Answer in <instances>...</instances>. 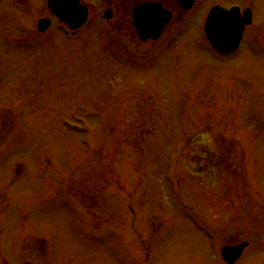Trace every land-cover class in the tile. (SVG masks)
Here are the masks:
<instances>
[{
  "label": "rangeland",
  "instance_id": "374dc122",
  "mask_svg": "<svg viewBox=\"0 0 264 264\" xmlns=\"http://www.w3.org/2000/svg\"><path fill=\"white\" fill-rule=\"evenodd\" d=\"M86 1L92 22L82 40L57 26L23 39L18 30L32 20L20 14L0 53V257L135 264L131 245L145 241L148 264H211L194 208L220 225L234 222L222 207L244 194L247 206L264 208V0H252L259 35L224 63L196 41L205 11L167 26L180 31L176 41L140 42L115 24L119 12L99 14L106 0ZM213 1L249 2L204 0L203 9ZM115 74L124 85L107 98Z\"/></svg>",
  "mask_w": 264,
  "mask_h": 264
},
{
  "label": "flooded vegetation",
  "instance_id": "af4514ba",
  "mask_svg": "<svg viewBox=\"0 0 264 264\" xmlns=\"http://www.w3.org/2000/svg\"><path fill=\"white\" fill-rule=\"evenodd\" d=\"M37 1L38 0H0V53H4L9 50L6 42H11L9 39L14 35L10 32V29L12 27L11 24L16 22L17 17L20 14L26 15L32 20L31 27L21 25V29L18 30L20 31L18 34L23 39H31V36L35 37V34L41 37H46L49 32L52 31L53 28H55V26L60 28L65 26L64 23L56 19V17L53 16V14L49 11L47 0H40L41 8H38ZM107 1L109 3L108 15L110 19H113L114 15L116 16L117 12H119L121 17H119L115 21V24H118L121 21L122 23H127L130 28L132 27V10L135 6L144 4L146 2H154L168 9L172 15L171 20L164 26L161 35L157 40H160L161 38L169 35L172 36V34L176 33L177 30L174 29H171L170 32L165 31L170 23L175 21L177 24H179L181 21H184L187 17L195 14L197 11L202 12L205 5L204 0H194L192 7L189 10H185L183 6V3L185 2L184 0ZM80 2L84 1L80 0ZM215 7L226 10L230 9L231 7H236L235 11L237 12V15L228 17V19L226 20L228 24L233 27V30L228 32L229 37L232 35L233 37H235V35L238 34L240 26H242L241 30L244 28L241 34V39L238 42L236 49L233 52L226 54V56H223L224 58L229 59L230 56L237 53L241 49V47L244 46V39H247L248 34H254L252 36L253 38H255L254 36L257 37L259 35L253 32L256 23V11L254 9L252 0H249L248 5L246 6H241L235 2L223 6L222 3L213 1L207 4V13H209L211 9ZM244 12H246V14H244ZM89 14L90 16H92L91 8H89ZM247 14L250 16V24L248 25L243 22L245 21ZM39 19H46L48 21V26L45 30L38 29L37 23ZM90 21H92V18ZM83 25L85 26V23ZM84 26L75 30V32L81 31ZM6 31L8 32L4 33ZM242 54L243 52L239 51L237 55H233L234 58L232 61L239 59ZM209 159L210 158H207L206 160ZM205 165L207 169H210L209 165H212V163L207 162L205 163ZM240 186L245 192V184L241 183ZM239 201L238 206L226 205L222 207L224 211L230 208V211L233 212L232 220L234 219V222L228 221L225 222L224 225H220V223H218V220L215 218L208 217L207 219V224L211 227V240H209L207 237L204 238V250L211 264H264V208L259 205L254 207H251V205L247 206V199L245 194L242 197L240 196ZM197 212L198 210H196V213ZM237 218H242V221L236 222L235 220ZM223 219L227 221L226 216H223ZM241 244H244V247L240 255L235 258L233 262L225 261L222 257V249L224 247H235Z\"/></svg>",
  "mask_w": 264,
  "mask_h": 264
},
{
  "label": "water",
  "instance_id": "95a60500",
  "mask_svg": "<svg viewBox=\"0 0 264 264\" xmlns=\"http://www.w3.org/2000/svg\"><path fill=\"white\" fill-rule=\"evenodd\" d=\"M51 7L58 15L73 26L78 25L85 16V8L78 5L77 0H51ZM169 14L154 5H142L135 10L134 26L142 39L155 38L164 22L169 20ZM223 52L230 48H221Z\"/></svg>",
  "mask_w": 264,
  "mask_h": 264
}]
</instances>
